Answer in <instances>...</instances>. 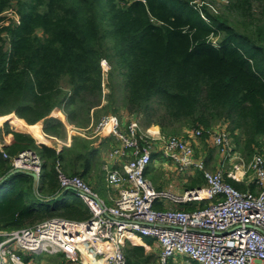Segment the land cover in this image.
<instances>
[{"label": "trees", "instance_id": "16d2710c", "mask_svg": "<svg viewBox=\"0 0 264 264\" xmlns=\"http://www.w3.org/2000/svg\"><path fill=\"white\" fill-rule=\"evenodd\" d=\"M11 7L19 24L0 27V124L11 136L0 151V180L12 172L3 154L12 158L27 150L44 162L42 199L59 194L57 165L82 178L93 155L79 152L84 142L75 136L56 152L42 136L64 142L62 117L82 130L116 114L114 73L125 85L126 116L141 115L144 127H158L164 136L198 130L203 140L220 124L244 161L264 154V0H225L219 16L191 0H0V21ZM229 15L248 21L243 31L229 25ZM224 182L239 192L255 189L227 177ZM32 184L16 174L0 185L2 229L89 218L85 206L66 196L63 203L39 200ZM204 186L201 174L187 190ZM144 256L141 247L125 251L128 264L147 263L146 256L140 261Z\"/></svg>", "mask_w": 264, "mask_h": 264}, {"label": "built area", "instance_id": "2783aa9c", "mask_svg": "<svg viewBox=\"0 0 264 264\" xmlns=\"http://www.w3.org/2000/svg\"><path fill=\"white\" fill-rule=\"evenodd\" d=\"M1 16L0 27L19 24L14 7ZM120 120L109 114L88 129L94 137H111L117 143L102 165L107 185L118 188L113 205L106 206L80 176L67 175L57 165V200L72 190L89 218L81 222L53 218L11 231L0 227V264H37L31 256L42 254L61 256L67 264H128L125 245L136 236L158 245V264L176 257L195 264H264V154L245 165L226 132H208L209 143L218 149L223 164L241 163L229 172L220 169L210 174L204 161L195 158L193 141L201 137V131H188L187 138L180 139L162 135L155 126L143 129L133 115L123 126ZM155 154L179 173L202 172L206 185L180 195L155 189L146 177ZM3 158L10 159L11 171L35 174L38 185L44 162L37 151H23L12 158L3 154ZM247 172L253 192H239L224 182L227 177L243 183ZM166 201L174 206L208 205L179 211L167 208Z\"/></svg>", "mask_w": 264, "mask_h": 264}, {"label": "rangeland", "instance_id": "374dc122", "mask_svg": "<svg viewBox=\"0 0 264 264\" xmlns=\"http://www.w3.org/2000/svg\"><path fill=\"white\" fill-rule=\"evenodd\" d=\"M192 2L196 3L197 5H204V7H206L208 13L210 15H213V16H219L221 15H224V10H223V5L225 4V0H191ZM227 15V14H225ZM248 23L247 20H242V18H237V17H233V16H230L228 17V23L231 27L237 29L238 31H243L244 29V24L243 23ZM111 84L113 85V95H114V99H115V104H114V109L117 111L115 115H117L121 120V123H122V126L125 125L127 123V121L131 118V116H125L127 114V110L124 109L123 105H124V99L126 98V93H125V85H124V82L122 80V78L120 76H118L116 73H114L113 75V80L111 81ZM108 85H109V81L106 77H104V96L108 95L109 94V88H108ZM106 101L103 102V104H105ZM156 107V106H154ZM157 110H159V108H156ZM133 116L135 118L138 119L139 123H140V126L142 128H145V124H146V120L141 116V115H138L136 113L133 114ZM94 123V122H92ZM95 124V123H94ZM2 125V124H1ZM223 125H215L213 126V134L214 133H221L222 130H224L225 128L222 127ZM87 129H89L87 127ZM86 128L85 129H80V130H75L76 133L79 135V138L82 137V136H85V131L87 130ZM190 131V130H189ZM187 133L188 131L186 130H182L181 133L179 134H176L174 135V137H178V138H187ZM210 136V135H209ZM195 143L193 145L194 147V150H195V158L196 160L198 161H204V166H205V170L210 173V174H214L216 172V168L218 166H221V156H219V151L217 148L211 146V144L209 143L210 142V139L209 138H205V139H201V138H198V139H195L194 140ZM234 147V146H233ZM234 152L239 154V151L237 149H235L234 147ZM243 160V164L247 165L250 161L246 162ZM155 159H153V165L152 167L154 166L155 167ZM169 164V162H168ZM167 164V168L161 166L158 168V170H156L157 172L156 173H153L154 174V177L151 176L149 177L150 179H152L153 182H151V180H148L151 182L152 186L157 189V187L161 186V187H164V185H166L165 188L167 189H162V190H169L170 192L174 193V194H180L182 193L185 189H187V186L186 185H182L181 187H178L177 185H180L178 183H180V180L182 178H186V176H188L187 178L191 181V178H198L202 172L200 171H197L195 169L193 170H190V171H183L181 173L177 172L175 166H173L171 163L172 166L168 165ZM240 163L239 160H234L232 162V165H225L224 166V170H226V172H229L231 170H234V166H238ZM151 166V165H150ZM157 169V168H155ZM192 174V175H191ZM150 175V174H149ZM192 176V177H191ZM191 177V178H189ZM186 178V179H187ZM251 174L250 172H247V175H245L244 177V182L245 185H249L250 184V180H251ZM204 179V178H203ZM166 183V184H165ZM173 183L176 185H173ZM187 183V182H186ZM170 185L169 187L167 185ZM206 185V183H205ZM174 188H179L178 190H180L179 193H176V191L174 190ZM160 190V189H158ZM255 190V189H254ZM185 192V191H184ZM183 192V193H184ZM182 193V194H183ZM75 201L78 199H74ZM60 201V200H59ZM61 202V201H60ZM164 203H168L167 201L164 202ZM36 206L39 207L40 204L39 202H36ZM52 206V204H50V207ZM43 222V221H42ZM132 248V245L129 244V242L126 243L125 245V251H127L128 249H131ZM160 254V250L158 248H152L151 247V250H149V252H146L144 253V255L146 257L149 258V260L147 261V263H142L141 264H158V256ZM145 256L141 258L140 261H143L145 259ZM59 257L61 256H58V255H46V254H42V255H39V256H31V260L35 261L37 264H64V262H66V260L62 258V260L59 259ZM176 259V258H175ZM175 259H169L167 264H173L172 262H174ZM181 260V259H180ZM184 261V260H183ZM181 261H178L177 263H174V264H181L180 263ZM185 264V263H184ZM186 264H193L192 262H187Z\"/></svg>", "mask_w": 264, "mask_h": 264}, {"label": "crops", "instance_id": "0c3cea01", "mask_svg": "<svg viewBox=\"0 0 264 264\" xmlns=\"http://www.w3.org/2000/svg\"><path fill=\"white\" fill-rule=\"evenodd\" d=\"M62 118H63L62 123L65 125L66 132H67V137H66V140L64 142H62L60 140H56L54 138H50V137L45 138L42 136L43 142H45L48 146L53 147L56 150V152H60L63 147H67V148L70 147L71 142H72V138L75 136L79 137V135L75 131L77 129H75L73 126L69 125L68 122H66L64 117H62ZM93 125H94V123H91L88 128H90ZM38 127H39V130H41L42 129V123L38 124ZM145 128H148V127H145ZM145 128H143V129H145ZM87 130L84 133L85 137L84 136L80 137L81 141H83L84 143L82 142L83 144H81V148H80L79 152L84 153L86 155L88 153H92L93 155L91 156V154H89L87 157V158L91 159L92 161L86 166V170L84 171V173L82 175V179L91 187L93 192L97 194V196L105 203L106 206H112L113 200L117 196L118 188L117 187H109L107 185L106 178H105V172L102 168V165H103V162H104V159H105L107 153L110 151V149L112 147L116 146L117 143L111 137H94L91 135V131L90 130L87 131ZM25 132L30 134L27 131H25ZM194 143H195V141H193V145H194ZM10 144H11V136L9 134H7V135L4 134V131L2 129V125L0 124V151L2 150L3 147H8ZM153 159H155V163H154L155 167L154 166L152 167L153 162H151V164H150L151 166L148 167L147 172H146V177L149 180H151V182H153V181L149 177H151V176L154 177L153 173H156L157 172L156 170H158L159 167H161V166L165 167L166 166L165 168H167V164H168V161L158 159L156 154L154 155ZM220 162L222 165L218 166L216 168V171L220 170V169L224 170V166L226 164H223L222 161H220ZM168 165L172 166L173 164L171 165L169 163ZM155 168H157V169H155ZM224 171H226V170H224ZM65 173L67 175H70V173L67 171ZM188 176H190V175H188ZM188 176H186V178ZM191 177H189V178H191ZM186 178L185 177L182 178L180 180V183H178L180 185H177V186L181 187L183 184L188 186V183L190 182V180L188 178L187 179ZM42 185H43V177L41 178V180H39V183L37 185V196H39V197H40V195L38 194V189H40L42 187ZM173 185H176V183L175 184L173 183ZM167 186L169 187L170 185L168 184ZM165 187H166V185H164V187L159 186V187H157V189H160V190L167 189ZM178 189L179 188H176V189L174 188L176 193L180 192V190H178ZM186 190L187 189H185L184 191H186ZM68 193L69 194H67V195L64 194L63 198L60 197V201H62V203L65 202L64 201L65 198H67V200L77 199L72 190H69ZM182 193H180V194H182ZM180 194H177V195H180ZM64 196H66V197L64 198ZM40 198H42V197H40ZM48 199H51V198H47L45 200H48ZM77 202H80L82 204V202L79 200ZM165 205L167 208H172V209H174L176 207L169 202L165 203ZM146 241L148 243H146ZM129 244L132 245V247L143 248L144 253L149 252V250H151V247L152 248L156 247L159 249L158 245L155 244L152 240L145 239V238L140 237V236H136V237L132 238L129 241ZM59 259L62 260L61 257H59ZM178 261H181L180 262L181 264H184V263L186 264L188 262L183 257H176V259L172 263L174 264V263H177ZM64 264H67V261L64 262ZM193 264H195V263H193Z\"/></svg>", "mask_w": 264, "mask_h": 264}, {"label": "water", "instance_id": "95a60500", "mask_svg": "<svg viewBox=\"0 0 264 264\" xmlns=\"http://www.w3.org/2000/svg\"><path fill=\"white\" fill-rule=\"evenodd\" d=\"M16 174H24V175L29 176V177L32 178V180H33V184H32L33 194H34L35 197H37V182H38V178L33 173H28V172L23 173V172L14 170L8 176H6L5 178L0 180V185L3 184L10 176L16 175ZM55 200H57V198L56 199L47 200L46 202H54Z\"/></svg>", "mask_w": 264, "mask_h": 264}, {"label": "bare ground", "instance_id": "6f19581e", "mask_svg": "<svg viewBox=\"0 0 264 264\" xmlns=\"http://www.w3.org/2000/svg\"><path fill=\"white\" fill-rule=\"evenodd\" d=\"M1 122V121H0Z\"/></svg>", "mask_w": 264, "mask_h": 264}]
</instances>
